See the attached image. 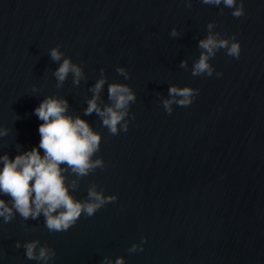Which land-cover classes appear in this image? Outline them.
Listing matches in <instances>:
<instances>
[{"label": "water", "instance_id": "1", "mask_svg": "<svg viewBox=\"0 0 264 264\" xmlns=\"http://www.w3.org/2000/svg\"><path fill=\"white\" fill-rule=\"evenodd\" d=\"M244 8L236 18L201 0L190 8L185 0H0V127L9 129L0 155L14 159L38 146L35 109L47 95L66 97L83 115L101 68L109 83L137 93L127 132L111 136L95 114L83 117L102 133L96 156L108 167L83 178L74 195L84 199L94 183L118 199L65 232H49L43 216L0 218V264H42L15 247L33 239L55 249L49 264H101L106 256L125 264H264V0H245ZM212 21L224 36L237 34L241 55L221 49L211 62L222 75L194 77L197 44ZM57 45L83 66L79 86L70 74L56 87L59 63L49 51ZM185 59L188 70L179 66ZM120 66L130 79L117 74ZM172 84L200 91L169 114L161 101ZM144 236L143 250L129 253Z\"/></svg>", "mask_w": 264, "mask_h": 264}, {"label": "clouds", "instance_id": "2", "mask_svg": "<svg viewBox=\"0 0 264 264\" xmlns=\"http://www.w3.org/2000/svg\"><path fill=\"white\" fill-rule=\"evenodd\" d=\"M201 2L232 9L231 15L236 18L245 14V0H239V3L238 0ZM185 3L189 8L192 6V0H185ZM215 29L216 22H209L208 34L198 41L197 47L201 53L191 66V74L194 77L213 75L215 66L211 59L221 49L225 50L227 56L236 59L241 55L242 45L236 38L237 34L227 37ZM170 35L177 37L180 32L173 28ZM49 56L53 62L59 63V67L52 72L58 89L63 87L70 74L74 87L87 79L83 66L73 62L70 56L65 57L60 45L51 48ZM179 66L188 70V60L181 61ZM104 72L101 68L99 78L89 88L92 95L86 100L87 107L84 108L83 115L69 110L70 104L66 97L59 94L47 95L35 109V114L42 121L38 129V146L24 152L18 151L14 159L7 152L0 155V218H3L4 223L11 222L17 214L25 221L37 220L43 216L49 232H65L75 225L82 215L94 216L106 204L118 199V194H105V191L94 183L89 185L84 199H78L74 195V192L80 189L83 178L97 169L108 167L102 156H96L101 149L102 133L95 130L83 117L95 114L101 122V127L106 128L111 136H116L121 131H128L130 107L137 99V93L129 84L118 81L109 83ZM116 72L125 80L130 79V73L125 67H117ZM215 74L222 75L219 72ZM106 83L108 102H104L102 95ZM33 90L35 91V88ZM199 91L190 85L181 87L172 84L168 89L167 98L161 101L162 106L171 114L174 104L184 107L191 105ZM131 118H134V114ZM8 133L7 127H0V137L7 136ZM4 196L9 199L2 198ZM146 240L147 237L144 236L138 243H133L128 249L129 253L142 251ZM15 247H23L27 259L42 264H49L56 256L55 249L41 244L39 239L26 242L17 240ZM101 264H125V257L113 259L106 256Z\"/></svg>", "mask_w": 264, "mask_h": 264}]
</instances>
